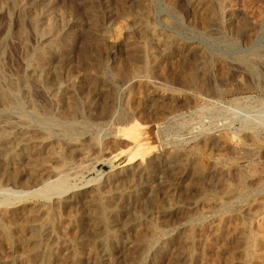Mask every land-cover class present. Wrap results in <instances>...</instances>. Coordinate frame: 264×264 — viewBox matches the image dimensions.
<instances>
[{
    "label": "rangeland",
    "instance_id": "374dc122",
    "mask_svg": "<svg viewBox=\"0 0 264 264\" xmlns=\"http://www.w3.org/2000/svg\"><path fill=\"white\" fill-rule=\"evenodd\" d=\"M197 1L0 0V77H5L4 80L0 78V82L5 86L19 81L16 82L18 89L25 100L30 101L22 108L11 104L7 107L9 110L0 103V125L15 119L17 122L20 114L25 113L37 129L36 136L21 137V141L14 137L19 128L12 127L13 137L0 143V172L11 175L0 173V224L15 229L21 224L28 228L36 226L34 237L42 240L32 239L29 230L14 232L7 241L0 233V264H75L76 260V264H261L264 229L258 226L264 218V209H261L264 188L258 181L264 179V125L254 140L232 132L244 122L260 120L258 118L264 114V91L258 88L259 79L248 67H240L244 69L238 68V71L234 68L222 70L220 64L223 62L212 60L207 53L204 57L209 64L205 66L206 63L203 65L199 60L200 50V54H195L193 47L206 45L229 58L237 54L253 57L250 47L264 44V0H206L212 11L214 8L218 11L216 25L224 28L219 34L200 31V22L193 17V12L199 14ZM35 18L40 20L37 30L33 23ZM49 23H53L54 33L45 29ZM234 27L240 30L233 33ZM150 28L170 33L176 42L174 48L177 44L184 46L183 50L166 48L150 40L154 43H151L152 51L159 53L162 47L167 56L176 55L172 60L179 70L191 65L188 69L195 73L196 84L203 81L207 90L201 94L193 88L180 95L160 88L161 78L155 74L153 62L148 57L150 51L146 48ZM41 53L45 55L41 58L43 61L38 58ZM148 59L151 78L142 72L132 78L121 71L120 67L129 66L133 61L142 65ZM117 61L119 67H116ZM258 62H253L255 71L264 75V63ZM131 80L135 93L130 92ZM186 97L195 99L187 108L171 109L161 102L175 101L183 106ZM74 102L81 109L79 115L61 114V107L67 108ZM143 105L145 119L139 117ZM125 114L132 115V119L119 122L120 115L123 118ZM155 114L163 116L157 118ZM67 121L73 123L74 131H61ZM221 131L228 136L221 137ZM219 139H222L220 143ZM245 147L253 149V157L245 159L235 154L236 148ZM220 161L221 168H217ZM61 163L65 165L67 183H70L66 192L50 197L15 194L14 198L4 200L3 193L9 189L12 192L39 189L45 179L36 180L39 174L35 172L57 164L62 168ZM237 168L248 179L247 186L238 188L244 189V196L236 198V202L225 200L222 206L210 204L207 201L210 198L236 190ZM258 174H262L261 178ZM227 183L233 184L228 186ZM3 202L11 204L6 206ZM229 208L237 210L238 218L229 219L230 214L226 212ZM46 211L53 218L50 219L52 224L67 226L69 242L61 246L57 243L61 227L45 225ZM220 216L232 220L228 222L230 235L217 226L215 218ZM147 237L152 238L154 244L150 249L145 245ZM22 241L28 246H23ZM36 242L47 248L34 250ZM91 242L95 247L90 246ZM245 244L249 245L248 256L244 253ZM256 248L260 249L253 250ZM61 260L63 262L58 263Z\"/></svg>",
    "mask_w": 264,
    "mask_h": 264
},
{
    "label": "bare ground",
    "instance_id": "6f19581e",
    "mask_svg": "<svg viewBox=\"0 0 264 264\" xmlns=\"http://www.w3.org/2000/svg\"><path fill=\"white\" fill-rule=\"evenodd\" d=\"M208 2L206 1V0H198L197 1V8H198V11H199V14L197 13V12H193V17L195 18L194 20H197L198 22H200V26L198 27L199 29H200V31L201 32H204V33H206V34H219L223 29L220 27V26H218V25H216V15L218 16V11L217 10H214L213 9V11L211 10V7L209 6V4H207ZM121 4V3H120ZM263 5V4H262ZM210 7V8H209ZM209 9L212 11V15L210 16V12H208L209 11ZM59 13V12H58ZM154 13V12H153ZM191 17V16H190ZM39 19L38 18H35L34 19V28L37 30V28L38 27H40L39 26ZM124 24V23H123ZM48 26L45 28L48 32H53L54 33V30H55V27H54V25H53V23H49V24H47ZM42 27V26H41ZM126 28H129V27H126ZM134 28V27H133ZM154 28V27H153ZM152 28V29H153ZM235 28V27H234ZM151 28H150V30H149V32H147L148 33V36H149V40H148V38H147V43H146V48H147V51L149 52L148 53V57L151 59V61L153 62V68L155 69V74H157V75H159L160 76V78H161V82L159 83V85H160V88L161 89H163V90H165V91H170V92H173L174 94L175 93H178V94H184L186 91H189V90H191V89H197L199 92H201V94H202V92H204L205 90H207L208 88V86H205V83L203 82V81H201L200 83H197L196 84V81L195 80H197V79H195V73L193 74V73H191L190 72V70L188 69V68H191V65L190 64H192V62L189 64L190 66L189 67H184V68H182V69H178V67H176L175 65L177 64H175L174 63V61L172 60V58L173 57H175L176 55H172V57H170V56H167L166 54H167V52H165L166 51V49H164V48H159L160 49V51H159V53L158 52H153L152 51V49L154 50V47H153V45L152 44H154L152 41L150 42V40H154L155 41V43H160V46L161 45H163V46H165L166 48L167 47H171V48H174V46H175V40H174V38L172 37V35L170 34V33H165V31H161V30H159V31H154V30H152ZM155 29V28H154ZM236 29V28H235ZM232 30V32L233 33H236V32H238V29L240 30V28H238V29H236V30ZM156 30V29H155ZM249 30V29H248ZM253 30V29H252ZM35 31V30H34ZM39 31V30H38ZM37 31V32H38ZM246 32H248L247 30H245ZM42 32V31H41ZM41 32H38V33H41ZM57 32V31H56ZM55 32V33H56ZM216 32V33H215ZM43 33V32H42ZM44 34V33H43ZM147 35V34H146ZM152 43V44H151ZM260 43V42H259ZM260 44H262V42L260 43ZM258 45V44H257ZM157 48H158V46H157ZM157 48H155V50L157 49ZM175 48H177V49H181V50H183V48H184V46L183 45H180V44H177L176 45V47ZM174 48V49H175ZM194 48V50H196V52H195V54H200L201 55V57L199 58V60L201 61L202 60V64L204 65L205 63V66H207L208 64H209V62H208V60H206L205 59V57H206V53L207 54H209V55H211L212 56V60H217L218 62H223V64L221 63H219L220 65H221V69L223 70L224 68L225 69H227V70H229V69H232V68H234L235 70H237L238 71V68H240V67H248V69H249V71H251L252 73H253V75L256 77V78H258L259 79V81H258V84H257V86H258V88H261V90L262 91H264V75H262L261 73H258V71L256 70L255 71V67H254V65H253V62H257L258 60H259V62H261V64H262V62L264 63V44L261 46V47H255V45L253 46H251L250 47V51H252L251 53V55H254L253 57H251L250 55H249V57H247L248 55H234V56H230V57H232V58H229L228 56H225L223 53H217L216 52V50L215 49H211V48H209L208 46H206V45H203L202 47H200V45H197V47L195 46V47H193ZM199 50H200V53H199ZM45 52V51H44ZM218 52H220V51H218ZM203 53H204V55H203ZM42 54V53H41ZM209 55H207L208 57H209ZM26 56V55H25ZM205 56V57H204ZM38 58H45V55L44 54H42V55H40V57H38ZM42 60V59H41ZM44 60V59H43ZM42 60V61H43ZM166 60L168 61V62H170L171 61V63H167L166 62ZM210 60V59H209ZM257 60V61H256ZM41 61V62H42ZM35 62V61H34ZM118 63H116V67H119V66H117V64H120L119 63V61H117ZM140 62H142V61H140ZM152 62H151V64H152ZM207 62H208V64H207ZM258 62V63H259ZM201 63V62H200ZM217 63V62H216ZM225 63V64H224ZM188 64V63H187ZM218 64V63H217ZM216 64V65H217ZM36 65V64H35ZM220 67V66H219ZM121 68V71H122V73H124V75L126 74V76H128V77H132V78H134L135 76H138V74L140 73V72H142V73H144V75L146 76V77H149V78H151L150 76H151V74H152V69H151V66L149 65V59L147 60V62L146 63H144V64H142V65H139V63H136V61H133L132 62V64L131 65H129V66H122V67H120ZM243 68V69H244ZM257 68V67H256ZM220 69V68H219ZM224 69V70H225ZM241 69V68H240ZM243 69H241V70H243ZM9 70V69H8ZM226 70V71H227ZM119 71H120V69H119ZM229 72V71H228ZM243 72V71H242ZM260 72V71H259ZM120 73V72H119ZM219 74V73H218ZM243 74V73H242ZM119 75V74H118ZM122 75V74H121ZM120 75V76H121ZM142 75V74H141ZM197 75V74H196ZM2 76V75H1ZM125 76V77H126ZM252 76V75H251ZM3 77V76H2ZM2 77H0V78H2ZM8 76H6V78H7ZM197 77V76H196ZM5 78V77H4ZM4 78H2V80H4ZM22 78V77H21ZM48 78V77H47ZM198 78V77H197ZM11 79V78H10ZM126 79V78H125ZM257 79V80H258ZM130 80V79H129ZM200 79L198 78V81H199ZM1 81V80H0ZM16 82H19V81H16ZM16 82H14V81H11V82H9V84L8 85H6L5 84V86L3 85L4 84V82L1 84V82H0V103L2 104V106L5 108V110H9V108H7L9 105H13V104H15V105H18L19 107H23L25 104H29L30 103V101H26L25 100V96H23L22 94H21V92H20V89H18V83H16ZM76 82V81H75ZM126 82H129L128 80L126 81ZM8 83V82H7ZM45 84V83H44ZM207 84V83H206ZM39 85V84H38ZM41 86V85H40ZM49 86V85H48ZM133 86L134 85H132V80H131V82H130V84H129V88H130V92L132 93V91L134 90V88H133ZM232 86V85H231ZM24 87V86H23ZM249 87V86H248ZM20 88H21V86H20ZM50 88V87H49ZM45 89V88H44ZM23 90V89H22ZM139 91V90H138ZM193 91V90H192ZM38 92V91H37ZM55 92V91H54ZM53 92V93H54ZM207 92V91H206ZM33 93V92H32ZM59 93V92H58ZM133 93H135V91H133ZM56 94L57 93H55V96H56ZM190 94H193V93H191L190 92ZM39 95V94H38ZM186 95H188V94H186ZM60 96H61V94H60ZM189 96V95H188ZM62 97V96H61ZM194 96H192V98H193ZM44 98V97H43ZM195 98H198V96H195ZM262 98V97H261ZM63 99V98H62ZM130 98H128V100H129ZM184 99H187V104L186 103H184L183 104V106L182 105H180V103H176L175 101H172V103H169V102H164V101H161L163 104H165V105H167V106H169L171 109H177L178 107H180V108H187V106H191L192 104H193V102H194V100H191L190 98H184ZM27 100H28V98H27ZM70 100V99H69ZM128 100H127V102H128ZM236 100V99H235ZM263 100V99H262ZM261 100V101H262ZM48 101V100H47ZM70 101H72V100H70ZM145 101V100H144ZM197 101V100H196ZM69 102V101H68ZM73 102V101H72ZM78 102V101H77ZM129 102H130V100H129ZM146 102V101H145ZM171 102V101H170ZM232 102V101H231ZM32 103V102H31ZM63 103V102H62ZM139 103V102H138ZM141 104L143 103V102H140ZM157 103H159V102H157ZM33 104V103H32ZM35 104V103H34ZM48 104V103H47ZM69 104V103H68ZM80 104V103H79ZM145 104V103H144ZM263 104H264V102H263ZM66 105V104H65ZM127 105H129V103L127 104ZM135 107H136V105H135V103L133 104ZM155 105V104H154ZM260 105V104H259ZM36 106V105H35ZM42 106H44L43 107V109L45 110V111H47V109L45 108V105H42ZM64 106V105H63ZM79 106V105H78ZM130 106H131V108H132V102H131V104H130ZM139 106L140 105H138V108H139ZM158 106H159V104H158ZM37 107V106H36ZM40 107V106H39ZM66 107V106H65ZM65 107H61L60 108V110H61V114H64V115H66V116H71V115H73V113L74 114H76V113H78V115L80 114V112L79 111H81V109H78L79 107H77V104L74 102V103H70L69 105H68V107L67 108H65ZM11 108V107H10ZM12 109V108H11ZM166 109V108H165ZM202 109V108H201ZM201 109H199V110H201ZM128 110V109H127ZM135 110V109H134ZM131 111V110H130ZM132 111H133V109H132ZM144 111H146L145 110V107H144V105H143V108H141V110H140V115H139V117H141V118H144V115H143V112ZM169 111V110H168ZM5 112V111H4ZM115 112V111H114ZM158 112V111H157ZM133 113V112H132ZM139 113V112H138ZM161 113V112H160ZM260 113V112H259ZM129 114V113H128ZM7 115V114H6ZM157 114H155V116H156ZM159 115H161V116H163L162 114H158V116ZM165 115V114H164ZM31 116V115H30ZM62 116V115H61ZM66 116H65V118H66ZM77 116V115H76ZM118 116V115H117ZM137 116V115H136ZM145 116H146V114H145ZM154 116V117H155ZM158 116H156L157 118H158ZM12 117V116H11ZM73 117V116H72ZM91 117V116H90ZM120 117H121V115H120ZM118 118V121L119 122H124V121H130L131 119H132V115L131 116H127L126 114L125 115H123V118ZM150 117V116H149ZM69 118V117H68ZM101 118V117H100ZM102 118H105V117H102ZM111 118V117H110ZM140 118V119H141ZM157 118H155L156 120H157ZM164 118V117H163ZM14 119V118H13ZM12 119V120H13ZM17 119H19L17 122L14 120V121H7V124H6V122L4 123V119H3V122H2V125H3V123H4V125L3 126H1L0 125V143L5 139V138H8V137H13L12 136V134H13V132H12V130H11V128L13 127H18L19 128V130L20 131H18V134L16 133V136H14V137H19L20 138V140L22 141V139H21V137H32V136H36L37 135V129L34 127L35 125L32 123V121H31V119H29V116H27V114H25V113H21L20 114V117L19 118H17ZM106 119V118H105ZM112 119V121H114L115 119L114 118H111ZM145 119V118H144ZM147 119V118H146ZM151 119V118H150ZM159 119H162V117H159ZM165 119V118H164ZM258 119H260L259 121H253V122H244V125L243 126H241V128H238L236 131H234V132H232V134H236V135H239L238 137H240V136H243V137H252V139L254 140V137H258L259 136V128L261 127L262 128V125H264V114L262 115V116H260V118H258ZM7 120V119H6ZM10 120V119H9ZM66 120V119H65ZM68 120V119H67ZM96 121V120H95ZM145 121V120H144ZM236 121V120H235ZM158 122V121H157ZM234 122V121H233ZM232 122V123H233ZM9 123V124H8ZM97 123H99V122H97ZM101 123V122H100ZM99 123V124H100ZM36 124V123H35ZM60 124V123H59ZM15 125V126H14ZM225 125V124H224ZM251 126V127H250ZM60 127V126H59ZM62 127V130L61 131H63V130H73L74 131V127H73V123L71 122V121H67V122H64V124H63V126H61ZM35 128V129H34ZM260 128V129H261ZM225 129V128H224ZM15 130V129H14ZM98 130V129H97ZM76 131V130H75ZM229 131H231V130H229ZM228 131V132H229ZM233 131V130H232ZM261 131V130H260ZM85 132V131H84ZM222 132V131H221ZM224 132V131H223ZM222 132V133H223ZM220 136L222 137V136H224V137H226V136H228V134H226V133H223V135L222 134H220ZM230 136V135H229ZM260 136H262V134L260 135ZM109 137V136H108ZM118 137V136H117ZM194 137H197L196 135L194 136ZM233 137V136H232ZM19 138L17 139V140H19ZM95 138V137H94ZM216 138V137H215ZM226 139V138H225ZM263 139H264V137H263ZM8 140H10L9 138H8ZM25 140V139H24ZM56 140V139H55ZM95 140V139H94ZM220 140L222 141V139H219V142L218 143H220ZM231 140V139H230ZM243 140V139H242ZM255 140H256V138H255ZM5 141V140H4ZM98 141V140H97ZM224 141V140H223ZM7 142V141H6ZM227 142V141H226ZM10 143V142H9ZM18 143H20V141H17V144ZM50 143V142H49ZM57 143V142H56ZM104 143V142H103ZM122 143V142H121ZM225 143V142H224ZM53 144V143H52ZM222 144H223V142H222ZM253 144V143H252ZM257 144V143H256ZM1 145H2V143H1ZM7 145H8V143H7ZM26 146V145H25ZM29 146V145H28ZM51 146V145H50ZM101 146V145H100ZM111 146V145H110ZM223 146H225V144L223 145ZM2 147V146H1ZM139 147H140V145H139ZM162 147V146H161ZM23 148V147H22ZM30 148V147H29ZM33 148V147H32ZM102 148H104V147H102ZM2 149H4V148H2ZM5 149H6V146H5ZM231 149V148H230ZM237 150L235 151V154L239 157V154L240 155H242L243 157H245V159H246V157H249L250 155H251V153H252V151H253V149H247L246 147L245 148H236ZM243 149H244V151H243ZM254 149H256V148H254ZM8 150V149H7ZM7 150H4V152H6ZM229 150V149H228ZM242 150V151H241ZM252 150V151H251ZM264 150V149H263ZM10 152L12 151V150H9ZM32 151V150H31ZM34 151V150H33ZM46 151V150H45ZM53 151H54V149H53ZM231 151V150H230ZM241 151V152H240ZM0 152H1V150H0ZM24 152V151H23ZM222 152V151H221ZM228 152V151H227ZM8 154H9V152H7ZM22 153V152H21ZM15 154V153H14ZM36 154V153H35ZM225 154V153H224ZM2 155V154H1ZM5 156H6V154H4ZM16 155V154H15ZM19 155V154H18ZM34 155V154H33ZM61 155V154H60ZM232 155H233V153H232ZM235 155V156H236ZM9 156V155H8ZM8 156H6V157H8ZM13 156V155H12ZM53 156V155H52ZM234 156V155H233ZM1 157V156H0ZM4 157V156H3ZM30 157V156H29ZM35 157H36V155H35ZM62 157V156H61ZM222 157V156H221ZM251 157H253L252 155H251ZM250 157V158H251ZM13 158V157H12ZM6 160L8 159V158H5ZM43 159V158H42ZM244 159V160H245ZM4 160V159H3ZM5 160V161H6ZM61 162V161H60ZM221 162L222 161H220V162H218V164L216 165V167L217 168H219L220 167V164H221ZM28 163V162H27ZM33 163V162H32ZM52 163V162H51ZM249 163V162H248ZM4 163H2V165H3ZM42 164V163H41ZM68 164V163H67ZM87 164V163H86ZM169 164V163H168ZM173 164V163H172ZM6 164H4V166H5ZM29 165V164H28ZM58 165V164H57ZM56 165V166H57ZM166 165V164H165ZM38 166V165H37ZM56 166H53L52 168H49V169H47V167H46V170H41L40 172H35V173H38L39 174V176H36V180H39L40 179V181L43 179H45L44 181H43V186L42 187H40L39 189L37 188V189H32V190H19V191H16V192H12V191H7L5 188V192L3 193V196L5 197V199L4 200H6V201H8V199L9 198H7V197H13V195H21V196H29V195H37V196H41V197H50L52 194H59V193H61L62 194V192H66V190L69 188L68 187V184H70V183H67V178H66V173H65V169H64V163H61V167L62 168H60L59 167V165L56 167ZM249 166V165H248ZM215 167V166H214ZM246 167V166H245ZM221 168V167H220ZM224 168V167H223ZM251 168V167H250ZM226 169V168H225ZM240 169V168H239ZM238 168H237V171H238V181H237V188H236V190L235 189H233V190H231V191H229L228 190V192L227 193H225V194H223V193H220V194H223L222 196H217L218 194H216V196L217 197H213V198H210V200H207V201H209V203L210 204H216V206H222V204L224 203V201L225 200H227V202H228V200H230V201H232V202H234L235 201V199L237 198H239L240 196H244V194L242 193V190H244V189H238L239 187L241 188L242 186H247L246 185V182H248V179L246 178V176L244 175L245 173H243L242 172V170H239ZM252 169V168H251ZM256 169V168H255ZM135 170V169H134ZM200 170V169H199ZM216 170H218V169H216ZM219 170H221L222 171V169H219ZM229 171V170H228ZM236 171V170H235ZM16 172V171H15ZM198 172V171H197ZM254 172V171H253ZM1 173V172H0ZM3 174L4 173H6V174H9V173H7V172H2ZM1 173V174H2ZM228 174V173H227ZM247 174V173H246ZM10 175V174H9ZM17 175V174H16ZM225 175V174H224ZM259 175V174H258ZM257 175V176H258ZM261 176H262V174H260ZM259 175V176H260ZM11 176V175H10ZM12 176H13V174H12ZM54 177L55 176V178H51V177ZM133 176V175H132ZM257 176H255V178L257 177ZM261 176H260V178H261ZM264 176V175H263ZM4 177V176H3ZM9 177V176H8ZM14 177V176H13ZM248 178H249V176H247ZM1 178V177H0ZM17 178V177H16ZM215 178V177H214ZM217 178V177H216ZM232 178V177H231ZM255 178H254V180H255ZM225 179V178H224ZM253 179V178H252ZM226 180V179H225ZM230 180V179H229ZM250 180V179H249ZM254 180H251V181H254ZM39 181V182H40ZM234 181V180H233ZM256 181V180H255ZM257 181H258V179H257ZM1 182V181H0ZM195 182V181H194ZM250 182V181H249ZM133 183V182H132ZM226 183V182H225ZM253 183V182H252ZM257 183V182H256ZM255 183V184H256ZM258 183L260 184V187L261 188H264L262 185H264V179L262 178V179H259V181H258ZM257 183V184H258ZM26 184V183H25ZM227 184H229L228 186H230V184L231 183H227ZM227 184H225V185H227ZM233 184V183H232ZM231 184V185H232ZM235 184V183H234ZM250 184V183H249ZM248 184V185H249ZM256 184V185H257ZM111 185V184H110ZM130 185V184H129ZM224 185V186H225ZM254 185V184H253ZM137 186V185H136ZM250 186V185H249ZM258 186V185H257ZM133 187V186H132ZM226 187V186H225ZM232 187V186H231ZM230 187V188H231ZM233 187H235V186H233ZM232 187V188H233ZM259 187V186H258ZM231 188V189H232ZM246 188V187H245ZM254 188H256V187H254ZM261 188H259L260 190H261ZM225 189V188H224ZM227 190V189H226ZM263 190V189H262ZM206 191V190H205ZM257 191V190H256ZM2 192V191H1ZM221 192V191H220ZM259 192V191H258ZM261 193H263V192H261ZM254 194H255V192H254ZM264 195V194H263ZM213 196V195H212ZM255 196V195H254ZM253 196V197H254ZM261 196V195H260ZM249 197V196H248ZM263 197V196H262ZM14 198V197H13ZM17 198V197H16ZM48 199H50V198H48ZM240 199V198H239ZM242 199H243V197H242ZM262 199V198H261ZM259 200L258 202H260L261 203V201L264 199H262V200ZM252 200H253V198H252ZM251 200V201H252ZM20 201V200H19ZM2 202V201H1ZM10 202H12V201H10ZM236 202V201H235ZM252 202H254V203H256V201H252ZM257 202V203H258ZM3 203H5V205L7 204V205H9V204H11V203H8V202H3ZM88 203V202H87ZM95 203V202H94ZM260 203L258 204V207H259V205H260ZM2 204V203H1ZM208 204V203H207ZM210 204H208V205H210ZM225 204H226V201H225ZM249 204V203H248ZM6 205V206H7ZM116 205V204H115ZM212 206V205H211ZM248 206H251V205H248ZM101 207V206H100ZM114 207V206H113ZM116 207V206H115ZM257 207V206H256ZM262 207H263V209H264V204L261 206V209H262ZM70 208V207H69ZM98 208V207H97ZM248 208V207H247ZM260 208V207H259ZM35 209V208H34ZM48 209V208H47ZM90 209V208H89ZM92 209H94V208H92ZM101 209V208H100ZM31 210V209H30ZM223 210V209H222ZM239 210V209H238ZM251 210H253L252 209V207H251V209H250V211ZM259 210V209H258ZM32 211H33V209H32ZM36 211V210H35ZM249 211V212H250ZM6 212V211H5ZM8 212V211H7ZM111 212V211H110ZM113 212V211H112ZM227 213L229 212V214H230V216H229V219H232V218H235V217H237L238 218V212H237V210H234V209H228L227 211H226ZM247 212H248V210H247ZM249 212H248V214H249ZM28 213V212H27ZM30 213V212H29ZM103 213V212H102ZM105 213V212H104ZM251 213V212H250ZM13 214V213H12ZM86 214V213H85ZM92 214H94V212L92 213ZM116 214V213H115ZM252 214H253V212H252ZM29 215V214H28ZM41 215V214H40ZM98 215V214H97ZM103 215V214H102ZM112 215V214H111ZM45 218H47L46 220H47V223H46V220H45V225L46 224H48L49 226H51L52 228H58V227H61V226H55V225H57V224H52L51 222H52V220H50L52 217H51V215H50V213H49V211H46L45 212ZM16 218V217H15ZM29 218V217H28ZM34 218V217H33ZM39 218V217H38ZM105 218V217H104ZM251 218V217H250ZM262 218H263V216H262ZM18 219V218H17ZM27 219V218H26ZM25 219V220H26ZM44 219V218H43ZM53 219V218H52ZM216 219V221H218V223H217V226L218 227H220L219 229L221 230V231H225V234H229V226H230V224L228 223V222H231L229 219H228V217H226V216H220V217H218V218H215ZM261 219V218H260ZM259 219V220H260ZM42 220V219H41ZM108 220V219H107ZM235 220V219H234ZM233 220V221H234ZM262 220V222H259V223H261L260 224V226H258L259 227V229H261V228H263L264 229V218L263 219H261ZM30 221V220H29ZM35 221V220H34ZM79 221V220H78ZM104 221H105V219H104ZM135 221V220H134ZM213 221H215V220H213ZM215 221V222H216ZM1 222V221H0ZM13 222V221H12ZM16 221H14V223H15ZM25 222V221H24ZM55 222V221H54ZM57 222V221H56ZM71 222H72V220H71ZM102 222V221H101ZM132 222H133V220H132ZM138 222V221H137ZM148 222V221H147ZM150 222V221H149ZM11 223V222H10ZM28 223V222H27ZM38 223V222H37ZM93 223V222H92ZM31 224V223H30ZM59 224V223H58ZM61 225H62V227H61V231H60V233H61V235L58 237V238H56L58 241H57V243H59L60 244V246L62 245L61 243H66V242H69V241H67V234L70 232H67V230H66V228H67V226H63V223H60ZM108 224V223H107ZM216 224V223H215ZM214 224V225H215ZM235 224V223H234ZM14 224H12V226H13ZM41 226L43 225L42 223L40 224ZM136 225V224H135ZM140 225V224H139ZM142 225V224H141ZM147 225V224H146ZM192 225V224H191ZM224 225V226H223ZM19 225H17V228L15 229V228H12L11 226H6V225H4V224H0V233L2 234V236L4 237V239L7 241V240H9V236H12V235H14V232H16V233H20V232H27L28 230H29V233H31L32 234V236H31V234H30V236L32 237V239H34L35 237H34V235L36 234V230H35V227H31L30 225H29V228H28V226L26 225V224H21L19 227H18ZM138 226V225H137ZM136 226V227H137ZM193 226V225H192ZM192 226H189V228L190 227H192ZM233 226H235V225H233ZM77 227V226H76ZM92 227V226H91ZM104 227V226H103ZM135 227V228H136ZM146 227V226H145ZM226 227V228H225ZM52 228H51V230H52ZM80 228V227H79ZM101 228H102V226H101ZM107 228H109V227H106V229ZM113 228V227H112ZM15 229V230H14ZM92 229H94L93 227H92ZM121 229V228H120ZM192 229H194L193 227H192ZM214 229H216V228H214ZM234 229V228H233ZM38 230V229H37ZM39 230H40V226H39ZM42 230V229H41ZM76 230V229H75ZM105 230V229H104ZM188 230V229H187ZM235 230V229H234ZM32 231L33 232H35V233H32ZM50 231V230H49ZM53 231V230H52ZM58 231V230H57ZM80 231V230H79ZM87 231V230H86ZM111 231V230H110ZM191 231V230H190ZM190 231H186L187 232V234H188V232L190 233ZM250 231H252V230H250ZM39 232V231H38ZM85 232V231H84ZM91 232V231H90ZM103 232V231H102ZM106 232V231H105ZM107 232H109V230L107 231ZM106 232V233H107ZM142 232V231H141ZM233 232V231H232ZM73 233V232H72ZM93 233V232H92ZM113 233V232H112ZM193 233V232H192ZM252 233V232H251ZM43 234V233H42ZM57 234V233H56ZM83 234V233H82ZM86 234V233H85ZM245 234H246V232H245ZM22 235V234H21ZM38 235H40V233L38 234ZM111 235V234H110ZM155 235H157V234H155ZM180 235L182 236V235H184V234H182V233H180ZM191 235V234H190ZM189 235V236H190ZM230 235V234H229ZM18 235H16V237H17ZM25 236V235H24ZM36 236V235H35ZM81 236V235H80ZM87 236V235H86ZM89 236V235H88ZM91 236V235H90ZM188 236V237H189ZM203 236V235H202ZM206 236V235H205ZM248 236V235H247ZM247 236H245V237H247ZM28 237V236H27ZM75 237V236H74ZM98 237V236H97ZM96 237V238H97ZM101 237V236H100ZM152 237V236H151ZM13 238H15V237H13ZM21 238H23V237H21ZM36 238H38L37 239V241H39V240H41V239H39V236H37ZM35 238V239H36ZM77 238V237H76ZM86 238H88V237H86ZM102 238V237H101ZM104 239H105V237H103ZM102 238V239H103ZM106 238H107V236H106ZM145 239H146V237H144ZM144 238L142 239V240H144ZM148 238V237H147ZM153 238V237H152ZM152 238H148L149 240H145L146 241V243H145V245H146V247L147 248H149L151 245H154V244H152ZM155 238V237H154ZM153 238V239H154ZM191 238V237H190ZM201 238V237H200ZM207 237H205V239H206ZM252 238H253V236H252ZM251 238V239H252ZM257 238V237H256ZM255 238V239H256ZM26 239V238H25ZM92 239H94V241L96 240L95 238H92ZM103 239V240H104ZM110 239V238H109ZM195 239V238H194ZM248 239V238H247ZM23 240V239H22ZM27 240H29V239H27ZM89 240V239H88ZM141 240V241H142ZM249 240V239H248ZM264 240V239H263ZM263 240H261V241H263ZM35 241V240H34ZM42 241V240H41ZM71 241V240H70ZM90 241V240H89ZM88 241V242H89ZM109 241V240H108ZM189 241V240H188ZM195 241V240H194ZM27 242H29V241H27ZM87 242V241H86ZM87 242V243H88ZM204 242V241H203ZM249 242V241H248ZM253 242H255V241H253ZM32 243V242H31ZM81 243V242H80ZM103 243H105V242H103ZM181 243V242H180ZM246 243V242H245ZM260 243H262V242H260ZM264 243V242H263ZM21 244L24 246H28L26 243H24L23 241L21 242ZM53 245L52 246H54L55 244L54 243H52ZM86 244V243H85ZM92 244V242L90 243V246H92L91 245ZM94 244V243H93ZM144 244V243H143ZM187 244V243H186ZM194 244V243H193ZM209 244V243H208ZM249 245H250V243H248ZM252 244V243H251ZM21 245V246H22ZM34 250H37V249H40V248H43V250L44 249H46L47 247H46V245H44V244H42L41 242H36V244L34 243ZM57 245V244H56ZM82 245V244H81ZM99 245V244H98ZM200 245H202V244H200ZM246 245V246H245ZM245 245H243V247H244V253H245V255L246 256H248L249 254H250V251L248 250V246H247V244H245ZM29 246H30V244H29ZM64 246V245H63ZM62 246V247H63ZM85 246V245H84ZM103 246V245H102ZM143 246V245H142ZM186 246V245H185ZM191 246V245H190ZM251 246V245H250ZM92 247H95V246H92ZM105 247V246H104ZM145 246H144V248H146ZM154 247V246H153ZM181 247H183L182 246V243H181ZM192 247V246H191ZM197 247V246H196ZM202 247V246H201ZM253 247H254V245H253ZM255 247H256V245H255ZM259 247H260V245H259ZM27 248V247H26ZM107 248V247H106ZM143 248V247H142ZM190 248V247H189ZM188 248V249H189ZM195 248V247H194ZM24 249V248H23ZM23 249H21V250H23ZM49 249V248H48ZM82 249V248H81ZM89 249V248H88ZM91 249V248H90ZM92 249H94V248H92ZM91 249V250H92ZM110 249V248H109ZM150 249V248H149ZM148 249V250H149ZM191 249V248H190ZM216 249V248H215ZM258 249H260V248H258ZM257 248L256 249H253V250H258ZM262 249H263V251H264V248L262 247ZM261 249V250H262ZM28 251H29V247H28V249H27ZM95 250V249H94ZM105 250V249H104ZM144 250V249H143ZM250 250H251V248H250ZM87 251V250H86ZM137 251V250H136ZM142 251V250H141ZM191 251V250H190ZM189 251V252H190ZM199 251V250H198ZM263 251H261V253L263 252ZM56 252V251H55ZM88 252H89V250H88ZM95 252H97V250L95 251ZM103 252V251H102ZM121 252V251H120ZM154 252V251H153ZM174 252V251H173ZM188 252V251H187ZM194 252V251H193ZM201 252H203V251H201ZM206 252H208V251H206ZM218 252H219V250H218ZM252 252V251H251ZM23 253V252H22ZM26 253V252H25ZM24 253V255H26ZM48 253H50V252H48ZM81 253V252H80ZM80 253H78V255L80 254ZM142 253V252H141ZM159 253V252H158ZM21 254V253H20ZM47 254V253H46ZM66 254V253H65ZM71 254V253H70ZM88 254V253H87ZM89 254H91V252H89ZM132 254V253H131ZM155 254V253H154ZM175 254H177V253H175ZM180 254V253H179ZM183 254V253H182ZM205 254V253H204ZM256 254V253H255ZM260 254V253H259ZM259 254H258V257H259ZM23 255V254H22ZM22 255H20V257L22 256ZM77 255V254H76ZM75 255V257H79V256H76ZM160 255V254H159ZM173 255V254H172ZM212 255V254H211ZM214 255V254H213ZM254 255V254H253ZM253 255H251V256H253ZM48 256V255H47ZM46 256V257H47ZM71 256V255H70ZM70 256H67V257H70ZM187 256V255H186ZM185 256V257H186ZM209 256V255H208ZM216 256V255H215ZM38 257V256H37ZM40 257V256H39ZM58 257V256H57ZM90 257V256H89ZM91 257H92V255H91ZM178 257V256H177ZM211 257V256H210ZM219 257V256H218ZM254 257H256V256H254ZM36 258V257H35ZM40 258H43V257H40ZM59 258V257H58ZM60 258H63V257H60ZM70 258H72V257H70ZM98 258H100V257H98ZM109 258H110V256H109ZM181 258V257H180ZM214 258H216V257H214ZM260 258V257H259ZM73 259H74V257H73ZM96 259V258H95ZM191 259V258H190ZM221 259V258H220ZM255 259V258H254ZM258 259V258H257ZM21 260H23V259H21ZM25 260V259H24ZM23 260V261H24ZM47 260V259H46ZM76 260V259H75ZM93 260V259H92ZM134 260V259H133ZM210 260H212L211 258H210ZM216 260H217V258H216ZM22 261V262H23ZM72 261V260H71ZM70 261V262H71ZM77 261L78 260H76V263H77ZM80 261V260H79ZM95 261V260H94ZM97 261H98V259H97ZM108 261V260H107ZM122 261V260H121ZM187 261V260H186ZM209 261V260H208ZM218 261V260H217ZM63 262V260H61V262H58V263H62ZM64 262H66V261H64ZM260 262V261H259ZM26 263V262H25ZM48 263V262H47ZM74 263V262H73ZM75 263V264H76ZM94 263V262H93ZM96 263V262H95ZM94 263V264H95ZM99 262H97L96 264H98ZM103 263V262H102ZM101 263V264H102ZM131 263H132V261H131ZM212 263H213V261H212ZM218 263V262H217ZM216 263V264H217ZM65 264H67V262L65 263ZM138 264V263H137ZM185 264H187V262L185 263ZM207 264H208V262H207ZM211 264V263H210ZM215 264V263H214ZM261 264H264V253H262V258H261Z\"/></svg>",
    "mask_w": 264,
    "mask_h": 264
}]
</instances>
